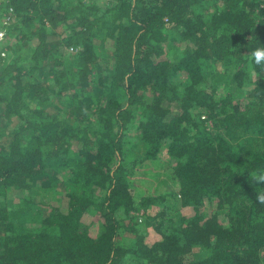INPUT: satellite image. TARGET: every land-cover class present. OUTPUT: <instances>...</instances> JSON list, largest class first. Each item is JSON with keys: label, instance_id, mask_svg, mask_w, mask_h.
<instances>
[{"label": "trees", "instance_id": "trees-1", "mask_svg": "<svg viewBox=\"0 0 264 264\" xmlns=\"http://www.w3.org/2000/svg\"><path fill=\"white\" fill-rule=\"evenodd\" d=\"M107 1L0 0V264H264V0Z\"/></svg>", "mask_w": 264, "mask_h": 264}, {"label": "clouds", "instance_id": "clouds-1", "mask_svg": "<svg viewBox=\"0 0 264 264\" xmlns=\"http://www.w3.org/2000/svg\"><path fill=\"white\" fill-rule=\"evenodd\" d=\"M251 55L256 65H264V44L252 51Z\"/></svg>", "mask_w": 264, "mask_h": 264}, {"label": "rangeland", "instance_id": "rangeland-1", "mask_svg": "<svg viewBox=\"0 0 264 264\" xmlns=\"http://www.w3.org/2000/svg\"><path fill=\"white\" fill-rule=\"evenodd\" d=\"M108 1L107 0H98V4H105V3H107ZM4 31V29H1L0 31ZM3 38V37H2ZM1 45L2 44H0V49L2 50V47H1ZM2 55H4V54H2ZM142 174V173H141ZM143 175V174H142ZM146 175H148V174H146ZM143 176V177H145L144 179H142L140 182L142 183L143 182V185H146V186H152L153 185V182H152V180L149 178L150 176ZM164 190V189H163Z\"/></svg>", "mask_w": 264, "mask_h": 264}, {"label": "built area", "instance_id": "built-area-1", "mask_svg": "<svg viewBox=\"0 0 264 264\" xmlns=\"http://www.w3.org/2000/svg\"><path fill=\"white\" fill-rule=\"evenodd\" d=\"M4 36V31H0V39Z\"/></svg>", "mask_w": 264, "mask_h": 264}]
</instances>
